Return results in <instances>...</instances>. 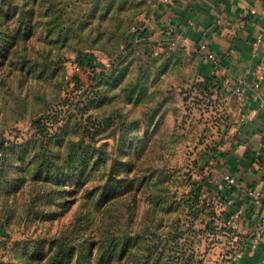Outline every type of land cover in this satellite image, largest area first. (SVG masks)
Returning <instances> with one entry per match:
<instances>
[{"label":"rangeland","instance_id":"374dc122","mask_svg":"<svg viewBox=\"0 0 264 264\" xmlns=\"http://www.w3.org/2000/svg\"><path fill=\"white\" fill-rule=\"evenodd\" d=\"M140 1L147 10L117 40L118 14L88 16L109 0H27L35 9L30 57L42 54L56 68L44 80L19 74L12 54L0 64V264H50L59 242L78 228L88 237L93 227V236L108 230L114 239L131 238L125 261L114 264H230L241 253L240 217L227 221L218 196L225 195L220 185L244 93L211 72L198 48L149 35L143 19L155 0L134 2ZM21 2L13 0L10 8ZM53 8L66 13L57 19ZM51 22L56 31L47 34ZM56 37L73 40L72 47L49 53L41 41ZM115 67L117 81L108 80ZM210 76L219 90L200 85ZM132 87L142 93L130 105L126 90ZM36 118H42L41 127ZM93 126L100 129L91 145H105L109 153L114 135L125 129L145 140L141 158L131 147L130 173L145 176V184L134 183L108 211L76 194L73 179L55 186L50 197L52 186L38 174L35 154L67 151L65 140L53 135L88 142L82 130ZM104 171L100 165L88 184L103 182Z\"/></svg>","mask_w":264,"mask_h":264},{"label":"crops","instance_id":"0c3cea01","mask_svg":"<svg viewBox=\"0 0 264 264\" xmlns=\"http://www.w3.org/2000/svg\"><path fill=\"white\" fill-rule=\"evenodd\" d=\"M143 20L149 35L161 34L171 43L197 49L205 42L220 60L207 63L211 72L244 89L241 122L223 172L233 175L241 188L218 199L225 204V217H240L243 247L230 264H264V230L248 236L258 229L264 198L255 200L245 192H264V0H155Z\"/></svg>","mask_w":264,"mask_h":264},{"label":"trees","instance_id":"16d2710c","mask_svg":"<svg viewBox=\"0 0 264 264\" xmlns=\"http://www.w3.org/2000/svg\"><path fill=\"white\" fill-rule=\"evenodd\" d=\"M13 0H0V64L6 63L5 61L12 54L11 58L15 56L16 69L19 74L25 75H36L39 78H52L54 76V68L47 64L44 55H36L31 58L30 53L32 52L31 43L29 38L32 36L35 24L31 22V19L35 16V9L29 6L27 0H22L19 6L15 3L13 8H10V4ZM35 2L36 0H32ZM136 0H133V2ZM128 2V0H109L107 5H103L99 11H95V7L89 12L88 16L95 18V15L99 12L100 15L107 14L109 10L111 13L118 14L117 26H116V38L120 40L122 36L131 28L133 24V18L140 12L145 11V5L142 1ZM130 4H134L135 8L141 6V9L131 7ZM143 6H142V5ZM8 5V6H6ZM60 12L65 14L66 12L62 9L53 8L52 14H57V19L61 15ZM36 18V17H35ZM54 22L48 23L47 34H51V31H56V27L53 26ZM77 30V29H76ZM60 31V30H58ZM60 37H56L50 40H43L41 43L48 46V52L55 51L59 52L61 49L65 50L73 45V40L69 41L66 38L59 40ZM95 42H99L94 38ZM30 44H29V43ZM103 45V42H99ZM40 52L37 51V54ZM41 53H44L41 52ZM201 54V53H200ZM119 70L115 68L111 69V74L107 79H114ZM101 77V74H100ZM99 77V78H100ZM210 76L206 78L200 85H204L208 91H212L211 88L220 89L218 84H213ZM98 78V79H99ZM117 81V78L114 79ZM126 93L131 104L139 103L141 99V90L136 91L134 87L127 88ZM42 118H36V124L41 127ZM57 123V122H55ZM133 123H130L132 125ZM149 125V121L146 122L145 130ZM94 128L84 127L82 134L88 138V142L78 140H72L71 138H63L59 134L53 135L54 138L67 144L68 148L65 154L61 155L57 152H51L49 155L46 154L36 155V162L38 164V174L45 177L44 182L49 183L52 186L50 197H54L55 186L62 184L64 181L68 183L73 179L74 184L77 188L74 190L77 193L81 192L83 200L88 201L95 209H107V211L115 204L119 203L120 198L124 192H127L131 186L136 183L138 187L145 184V176L131 175L133 167V158L131 157V147L133 146L136 150L135 155L137 158L140 156V148L145 143V140H141V136L138 133L128 134V129L121 131L120 135H114L115 148L109 151L103 147L95 148L92 146L94 136L99 132V127L93 126ZM130 127V126H129ZM66 128L63 125L59 130ZM48 129V128H47ZM39 133L46 137L48 130L42 126L39 128ZM52 137V136H50ZM3 144H0V150H2ZM141 158V156H140ZM139 158V159H140ZM100 165L106 171V178L103 182H98L96 185L90 186L88 183L92 181L94 174L99 170ZM102 172V173H104ZM1 174V173H0ZM133 176V177H132ZM14 180V178H13ZM16 180V179H15ZM14 180V182H15ZM35 180V178H34ZM38 180V179H36ZM232 189H226L224 194L230 195ZM53 200V198H50ZM74 199L66 200V206H69ZM85 203V202H83ZM232 213L226 215L229 218ZM81 225V224H80ZM93 225V224H92ZM94 229V227L92 228ZM90 230V236L81 234L85 230L82 228L76 231V235L71 236L59 242L54 250L51 252L49 257L50 264H114L124 262L126 259L127 248L130 237L123 240H117L109 237L108 230L103 235L102 232L97 236L92 235ZM82 230V232L80 231ZM145 264V263H141Z\"/></svg>","mask_w":264,"mask_h":264},{"label":"built area","instance_id":"2783aa9c","mask_svg":"<svg viewBox=\"0 0 264 264\" xmlns=\"http://www.w3.org/2000/svg\"><path fill=\"white\" fill-rule=\"evenodd\" d=\"M252 12H254V10H252ZM198 50L201 53L204 62L211 63L212 65H216L219 63V61H220L219 58L216 56V54L214 52L208 50L205 42H200L198 44ZM235 90L238 93L239 92L244 93V89L241 87H235ZM222 180H223V184L220 185V188L223 190H226V189H234V190L238 189V190H240V188H241L239 183L235 179V177L231 174H228V173L223 174ZM245 192L247 193V195L254 198L255 200H258L261 197L264 198V192L256 193L252 190H245ZM230 202L231 201L229 200L228 203H230ZM263 230H264V214L260 220V224L258 225V229H257L254 236L255 237L258 236L260 233H262Z\"/></svg>","mask_w":264,"mask_h":264}]
</instances>
